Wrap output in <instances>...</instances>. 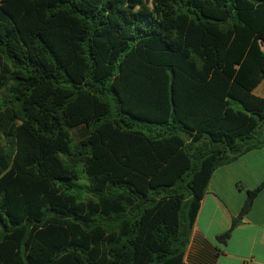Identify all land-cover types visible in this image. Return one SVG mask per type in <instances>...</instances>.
I'll return each instance as SVG.
<instances>
[{
    "label": "trees",
    "instance_id": "obj_1",
    "mask_svg": "<svg viewBox=\"0 0 264 264\" xmlns=\"http://www.w3.org/2000/svg\"><path fill=\"white\" fill-rule=\"evenodd\" d=\"M263 80L264 0H0V264H186Z\"/></svg>",
    "mask_w": 264,
    "mask_h": 264
},
{
    "label": "crops",
    "instance_id": "obj_2",
    "mask_svg": "<svg viewBox=\"0 0 264 264\" xmlns=\"http://www.w3.org/2000/svg\"><path fill=\"white\" fill-rule=\"evenodd\" d=\"M263 86L264 80L254 93ZM263 183L264 147L213 173L193 227L186 264H264V187L226 242L219 240L240 215L248 192Z\"/></svg>",
    "mask_w": 264,
    "mask_h": 264
},
{
    "label": "rangeland",
    "instance_id": "obj_3",
    "mask_svg": "<svg viewBox=\"0 0 264 264\" xmlns=\"http://www.w3.org/2000/svg\"><path fill=\"white\" fill-rule=\"evenodd\" d=\"M256 95H264V86L256 92Z\"/></svg>",
    "mask_w": 264,
    "mask_h": 264
}]
</instances>
